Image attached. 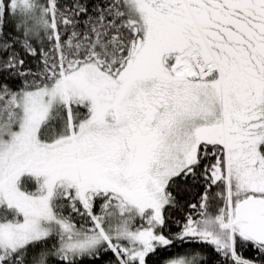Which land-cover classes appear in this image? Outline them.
Wrapping results in <instances>:
<instances>
[{"label": "snow or ice", "instance_id": "1", "mask_svg": "<svg viewBox=\"0 0 264 264\" xmlns=\"http://www.w3.org/2000/svg\"><path fill=\"white\" fill-rule=\"evenodd\" d=\"M0 264H264V0H0Z\"/></svg>", "mask_w": 264, "mask_h": 264}]
</instances>
